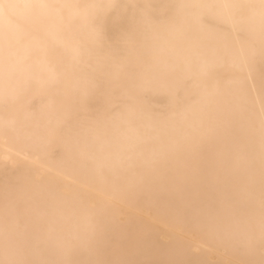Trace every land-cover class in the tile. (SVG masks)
Wrapping results in <instances>:
<instances>
[{
	"label": "bare ground",
	"instance_id": "obj_1",
	"mask_svg": "<svg viewBox=\"0 0 264 264\" xmlns=\"http://www.w3.org/2000/svg\"><path fill=\"white\" fill-rule=\"evenodd\" d=\"M0 264H264V0H10Z\"/></svg>",
	"mask_w": 264,
	"mask_h": 264
},
{
	"label": "clouds",
	"instance_id": "obj_2",
	"mask_svg": "<svg viewBox=\"0 0 264 264\" xmlns=\"http://www.w3.org/2000/svg\"><path fill=\"white\" fill-rule=\"evenodd\" d=\"M8 6H10V0H0V11H3Z\"/></svg>",
	"mask_w": 264,
	"mask_h": 264
}]
</instances>
